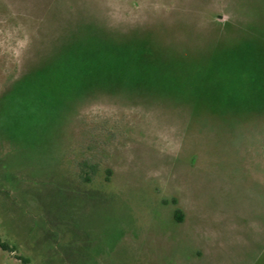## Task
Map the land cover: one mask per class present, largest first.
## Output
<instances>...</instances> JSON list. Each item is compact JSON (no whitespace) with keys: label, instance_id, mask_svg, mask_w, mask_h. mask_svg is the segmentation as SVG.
<instances>
[{"label":"rangeland","instance_id":"obj_1","mask_svg":"<svg viewBox=\"0 0 264 264\" xmlns=\"http://www.w3.org/2000/svg\"><path fill=\"white\" fill-rule=\"evenodd\" d=\"M79 45L100 73L59 71ZM0 238V264H264V0H0Z\"/></svg>","mask_w":264,"mask_h":264},{"label":"trees","instance_id":"obj_2","mask_svg":"<svg viewBox=\"0 0 264 264\" xmlns=\"http://www.w3.org/2000/svg\"><path fill=\"white\" fill-rule=\"evenodd\" d=\"M71 49L73 50L76 49L75 51H73L75 53H73ZM71 49L69 48L67 50L65 59L57 63L60 65V66H57V68L59 69V71H61V73H63L65 76H67V74L74 73V72L85 73V75L88 74V76L92 75L91 72L98 71V73H100V70H101L100 62L97 59L99 57L94 56V54L95 55L101 54L100 49L93 47L92 49H89L88 51L87 47L80 46V45L75 48L71 47ZM52 70H53V67L47 68L46 70L44 69L41 72L39 71L38 78H39L40 73H43L45 75L47 73H50ZM91 78L94 79L93 76ZM0 248L5 251L7 250L10 252L15 251L14 247H11L8 243L2 241L1 238H0Z\"/></svg>","mask_w":264,"mask_h":264},{"label":"crops","instance_id":"obj_3","mask_svg":"<svg viewBox=\"0 0 264 264\" xmlns=\"http://www.w3.org/2000/svg\"><path fill=\"white\" fill-rule=\"evenodd\" d=\"M13 255L15 254V251L14 252H11Z\"/></svg>","mask_w":264,"mask_h":264}]
</instances>
